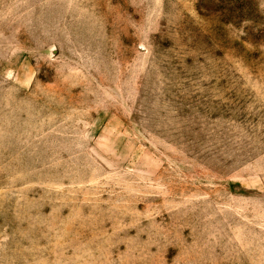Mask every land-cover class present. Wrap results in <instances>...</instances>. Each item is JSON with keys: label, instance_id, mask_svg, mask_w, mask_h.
<instances>
[{"label": "rangeland", "instance_id": "obj_1", "mask_svg": "<svg viewBox=\"0 0 264 264\" xmlns=\"http://www.w3.org/2000/svg\"><path fill=\"white\" fill-rule=\"evenodd\" d=\"M0 264H264V0H0Z\"/></svg>", "mask_w": 264, "mask_h": 264}]
</instances>
